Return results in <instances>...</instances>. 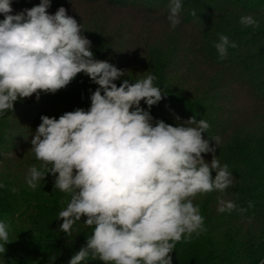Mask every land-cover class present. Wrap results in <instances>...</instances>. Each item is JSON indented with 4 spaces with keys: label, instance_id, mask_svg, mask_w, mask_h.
Masks as SVG:
<instances>
[{
    "label": "trees",
    "instance_id": "obj_1",
    "mask_svg": "<svg viewBox=\"0 0 264 264\" xmlns=\"http://www.w3.org/2000/svg\"><path fill=\"white\" fill-rule=\"evenodd\" d=\"M180 24L168 21L171 0H50L49 14L64 7L91 42L94 59L107 61L126 74L114 81L134 83L151 74L166 95L148 109L153 123L176 126L195 117L209 124L202 134L215 146L214 155L227 164L233 185L223 192L198 194L193 204L204 217L206 231L177 242L171 264H261L264 261V0H181ZM40 0H12V14ZM93 9L94 15L87 14ZM88 11V12H87ZM196 14L193 15L192 13ZM98 15V17H96ZM252 15L259 27H244L240 17ZM0 14V20H3ZM226 35L229 47L219 59L214 44ZM98 85L78 74L55 93H40L14 102V111L0 116V221L9 240L0 264H69L86 245L93 229L85 217L71 235L57 219L69 197L46 174L35 190L27 186L28 168L42 167L31 139L42 115L88 110ZM179 118V121L176 118ZM211 162L212 153L202 154ZM215 171H212L213 178ZM15 190V191H14ZM232 201L247 211L219 213L218 201ZM251 201L253 206L248 207ZM2 243V242H0ZM81 264H103L91 256Z\"/></svg>",
    "mask_w": 264,
    "mask_h": 264
},
{
    "label": "clouds",
    "instance_id": "obj_2",
    "mask_svg": "<svg viewBox=\"0 0 264 264\" xmlns=\"http://www.w3.org/2000/svg\"><path fill=\"white\" fill-rule=\"evenodd\" d=\"M11 2L0 0V116L14 111L18 99L35 94L39 100L41 92L55 93L80 73L98 85L88 110L65 112L58 119L42 115L30 141L42 167L28 168L27 186L35 190L52 174L54 187L69 197L57 217L60 230L71 235L81 217L93 229L69 264L89 256L103 264H171L177 242L206 231L193 198L233 185L228 165L214 155L221 138L211 137L215 146H210L202 135L209 124L195 117L176 126L153 123L140 104L151 109L166 95L154 84L156 77L117 86L114 81L126 73L94 59L90 40L64 7L49 14L50 0H40L12 14ZM181 8V0H171L167 18L172 29L181 22ZM239 23L259 27L252 15L241 16ZM214 47L222 60L237 45L221 34ZM205 153L213 154L210 163ZM234 210L247 211L232 201H218L219 213ZM0 242V253H5L11 241L2 221Z\"/></svg>",
    "mask_w": 264,
    "mask_h": 264
},
{
    "label": "rangeland",
    "instance_id": "obj_3",
    "mask_svg": "<svg viewBox=\"0 0 264 264\" xmlns=\"http://www.w3.org/2000/svg\"><path fill=\"white\" fill-rule=\"evenodd\" d=\"M90 10H91V11H89V12L87 11V12H88L87 14H91V12H92V15H91V16H93V15H94V11H93V9H91V8H90ZM96 17H98V15H97Z\"/></svg>",
    "mask_w": 264,
    "mask_h": 264
}]
</instances>
